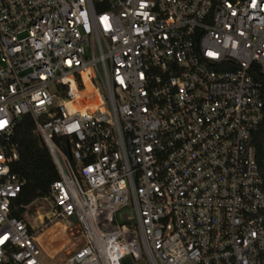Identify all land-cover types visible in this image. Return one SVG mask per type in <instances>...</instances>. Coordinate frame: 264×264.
<instances>
[{
	"label": "built area",
	"instance_id": "built-area-1",
	"mask_svg": "<svg viewBox=\"0 0 264 264\" xmlns=\"http://www.w3.org/2000/svg\"><path fill=\"white\" fill-rule=\"evenodd\" d=\"M263 83L264 0H0V264H44L24 117L58 174L38 218L84 239L61 264H264Z\"/></svg>",
	"mask_w": 264,
	"mask_h": 264
},
{
	"label": "trees",
	"instance_id": "trees-1",
	"mask_svg": "<svg viewBox=\"0 0 264 264\" xmlns=\"http://www.w3.org/2000/svg\"><path fill=\"white\" fill-rule=\"evenodd\" d=\"M12 143L18 146L19 152V159L13 163L12 170L26 182L15 201L18 210L14 216L24 219L25 207L49 196L51 185L58 179V174L45 142L35 132V125L29 117H24L16 125ZM253 144L259 168L264 171V119L254 134ZM29 229L32 232L30 227Z\"/></svg>",
	"mask_w": 264,
	"mask_h": 264
},
{
	"label": "rangeland",
	"instance_id": "rangeland-1",
	"mask_svg": "<svg viewBox=\"0 0 264 264\" xmlns=\"http://www.w3.org/2000/svg\"><path fill=\"white\" fill-rule=\"evenodd\" d=\"M50 217L52 210L50 204L45 200H36L26 208L24 219L35 234V240L40 250V257L44 264H61L65 261L79 245L84 242L80 237L77 227L68 230V226L63 221H56L48 224L38 218ZM46 224H48L46 226ZM134 264H149L146 255Z\"/></svg>",
	"mask_w": 264,
	"mask_h": 264
},
{
	"label": "water",
	"instance_id": "water-1",
	"mask_svg": "<svg viewBox=\"0 0 264 264\" xmlns=\"http://www.w3.org/2000/svg\"><path fill=\"white\" fill-rule=\"evenodd\" d=\"M126 217H127L126 215H123V219H125ZM125 264H132L131 259H126Z\"/></svg>",
	"mask_w": 264,
	"mask_h": 264
}]
</instances>
